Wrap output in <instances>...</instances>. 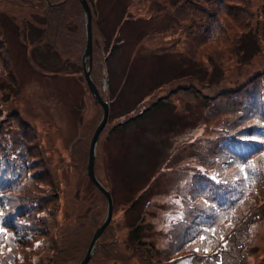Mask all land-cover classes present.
Listing matches in <instances>:
<instances>
[{
    "label": "rangeland",
    "instance_id": "374dc122",
    "mask_svg": "<svg viewBox=\"0 0 264 264\" xmlns=\"http://www.w3.org/2000/svg\"><path fill=\"white\" fill-rule=\"evenodd\" d=\"M48 1L59 4L62 0ZM88 1L95 12L91 72H96V84L111 104L96 149L95 170L114 201L110 228L89 264H142L143 255L137 251L145 247L129 238L131 224L140 219L142 241L154 245L152 250H158L156 258L161 264H264V214L247 234L239 236L238 244H245L241 263L237 253L233 257L209 256L208 248L203 253L208 256L197 261L177 245L193 217L188 205L195 204L190 199L192 178L205 158L201 148L211 138L200 136L201 127L211 126L206 132H214L201 94L181 87L188 86L192 73L193 84L199 88L200 80L207 84L223 73L219 90L233 88L264 67V0H250L247 9L254 35L243 38V48L235 51L227 42L205 47L191 44L190 32L180 29L189 28L196 15L199 20L205 15L188 13L184 0ZM57 12L55 17L45 0H0L1 133L10 134L14 142L25 139L28 145L35 143L44 152L35 159L56 168L62 185L59 217L63 225L95 210L99 227L108 204L89 180L87 166L103 109L84 76L86 15L79 0H69L59 17ZM113 45L118 49L113 56L112 79L104 90V62ZM86 64L89 68V60ZM164 97L169 102L166 107L125 131L112 130ZM138 101L143 105L133 111ZM146 184L144 197L130 209L133 187ZM108 242L118 243L115 251ZM120 244L125 247L123 252ZM106 246L112 249L111 255L104 253ZM113 253H123L128 261L119 262L116 256L111 257Z\"/></svg>",
    "mask_w": 264,
    "mask_h": 264
},
{
    "label": "trees",
    "instance_id": "16d2710c",
    "mask_svg": "<svg viewBox=\"0 0 264 264\" xmlns=\"http://www.w3.org/2000/svg\"><path fill=\"white\" fill-rule=\"evenodd\" d=\"M196 1L184 0V8L188 13L204 14V18L199 20L196 15L189 28L180 29L182 33L190 32L191 44L205 47V44L214 46V43L227 42L235 51L236 47L243 48V38L254 35L251 13L247 9L250 0ZM66 6H48V9L55 17L58 11L59 17ZM117 49L113 45L104 62L107 84L112 79L113 56ZM3 64L7 66L8 62L3 61ZM260 69L246 75L233 88L219 90L223 73L207 84L200 80L201 88L193 84L195 74L192 73L188 75V86L181 87L183 91L201 94L209 109L208 121L214 126V132H206L211 126L201 127L200 136L209 135L211 138H207L210 140L208 145L201 146L205 158L200 160L199 173L192 178L193 191L190 194L195 204H188L193 217L177 244L197 261L208 256L203 254L208 248L209 256L230 254L233 257L237 253L238 262H243L245 244L244 241L241 246L238 244L239 236L247 234L264 214V143L261 142L264 141V67ZM92 75L95 81L96 72ZM142 102L138 101L133 111H138ZM168 103L166 97L159 98L112 130L125 131ZM1 132L0 127V177L3 175L0 180V264H77L99 225L96 211L86 217L76 216L71 225H63L59 217L62 185L57 181L56 168L35 159L36 154L39 153L37 157H40L44 153L35 143L28 145L25 139L23 143L14 142L10 134ZM242 164L250 166L241 172L239 166ZM147 186L133 187L130 209L144 197ZM130 227L129 238L145 247L137 251L143 255L142 264H161L156 258L158 250H152L154 245L142 241L143 219L136 224L133 222ZM89 228L93 230L90 232ZM201 237L205 239L201 240ZM117 244L107 243L114 251ZM123 248L124 245L120 244V252L124 251ZM112 249L106 246L104 253L110 254ZM115 256L119 262L128 261L123 253H113L111 257ZM165 264H171V261Z\"/></svg>",
    "mask_w": 264,
    "mask_h": 264
},
{
    "label": "water",
    "instance_id": "95a60500",
    "mask_svg": "<svg viewBox=\"0 0 264 264\" xmlns=\"http://www.w3.org/2000/svg\"><path fill=\"white\" fill-rule=\"evenodd\" d=\"M83 9L86 14V22H87V46L85 50V54L83 57V68H84V74L86 78V82L88 84L89 90L91 94L95 97L96 101L102 106L103 108V118L99 125L97 126L94 135L91 139L90 143V149H89V161H88V167H87V174L91 182L97 187L98 190H100L104 196L107 199L108 202V209H107V215L103 223L96 229L93 238L91 240V243L88 247L87 253L85 257L82 259V261L79 264H88L91 258L94 255L95 247L97 243L99 242L102 234L106 230V228L109 226V224L112 221L113 217V210H114V202L113 197L110 192L98 179L96 173H95V160H96V149L98 145V141L100 138V135L102 131L104 130L108 119H109V103L106 102L101 94L99 89L97 88L96 84L94 83L92 77H91V66H92V56H93V32H92V11L90 8V5L87 0H80ZM89 60L90 66L87 68V61Z\"/></svg>",
    "mask_w": 264,
    "mask_h": 264
},
{
    "label": "snow or ice",
    "instance_id": "6c2138e0",
    "mask_svg": "<svg viewBox=\"0 0 264 264\" xmlns=\"http://www.w3.org/2000/svg\"><path fill=\"white\" fill-rule=\"evenodd\" d=\"M262 143H264V141H261ZM248 166H250V165H248ZM248 166H246V165H240L239 167H240V171L241 172H244L245 171V168L246 167H248ZM213 179H214V177H213ZM205 238L204 237H201V240H204ZM197 251H199V249H197ZM205 251H207V249H205Z\"/></svg>",
    "mask_w": 264,
    "mask_h": 264
},
{
    "label": "flooded vegetation",
    "instance_id": "af4514ba",
    "mask_svg": "<svg viewBox=\"0 0 264 264\" xmlns=\"http://www.w3.org/2000/svg\"><path fill=\"white\" fill-rule=\"evenodd\" d=\"M65 2L69 1V0H64Z\"/></svg>",
    "mask_w": 264,
    "mask_h": 264
}]
</instances>
